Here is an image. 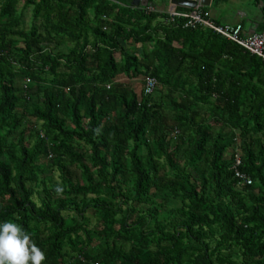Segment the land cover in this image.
I'll return each instance as SVG.
<instances>
[{
  "label": "trees",
  "instance_id": "trees-1",
  "mask_svg": "<svg viewBox=\"0 0 264 264\" xmlns=\"http://www.w3.org/2000/svg\"><path fill=\"white\" fill-rule=\"evenodd\" d=\"M131 2L0 0V223L42 264H264V61Z\"/></svg>",
  "mask_w": 264,
  "mask_h": 264
},
{
  "label": "built area",
  "instance_id": "built-area-1",
  "mask_svg": "<svg viewBox=\"0 0 264 264\" xmlns=\"http://www.w3.org/2000/svg\"><path fill=\"white\" fill-rule=\"evenodd\" d=\"M147 12H156L153 6H147L144 8ZM170 20L173 19H184L185 27H201L214 31L216 34L225 38L228 41H231L249 54L261 58L264 61V21L262 29L259 32L253 33L249 37L242 36V26L241 25H218L214 23L210 17L209 13L206 12L203 8L197 7L194 10L189 11H168L166 12ZM157 81L153 77H146L144 79L143 85V95L149 96L152 95L156 88ZM176 131L174 132V134ZM240 165V159L235 156V164L233 166L234 177L237 179L238 187L248 186L252 184L250 177L238 170ZM98 264V263H94Z\"/></svg>",
  "mask_w": 264,
  "mask_h": 264
},
{
  "label": "crops",
  "instance_id": "crops-1",
  "mask_svg": "<svg viewBox=\"0 0 264 264\" xmlns=\"http://www.w3.org/2000/svg\"><path fill=\"white\" fill-rule=\"evenodd\" d=\"M199 8L208 12L210 19L218 25H241L243 37H249L262 29L264 13L259 0H211L210 6Z\"/></svg>",
  "mask_w": 264,
  "mask_h": 264
},
{
  "label": "clouds",
  "instance_id": "clouds-1",
  "mask_svg": "<svg viewBox=\"0 0 264 264\" xmlns=\"http://www.w3.org/2000/svg\"><path fill=\"white\" fill-rule=\"evenodd\" d=\"M46 259V254L19 224L0 223V264H42Z\"/></svg>",
  "mask_w": 264,
  "mask_h": 264
},
{
  "label": "flooded vegetation",
  "instance_id": "flooded-vegetation-1",
  "mask_svg": "<svg viewBox=\"0 0 264 264\" xmlns=\"http://www.w3.org/2000/svg\"><path fill=\"white\" fill-rule=\"evenodd\" d=\"M132 6L138 8H145L147 6H153L158 12H168L170 8L174 9H183V7H178L173 4L169 0H132ZM147 6H144L145 4Z\"/></svg>",
  "mask_w": 264,
  "mask_h": 264
},
{
  "label": "water",
  "instance_id": "water-1",
  "mask_svg": "<svg viewBox=\"0 0 264 264\" xmlns=\"http://www.w3.org/2000/svg\"><path fill=\"white\" fill-rule=\"evenodd\" d=\"M171 4L178 6V7H183V9L186 10H194L197 7H208L210 6L211 0H169ZM148 4L146 3L144 6H147ZM259 5L262 8V11L264 13V0H259ZM173 8H170L169 10H173Z\"/></svg>",
  "mask_w": 264,
  "mask_h": 264
},
{
  "label": "rangeland",
  "instance_id": "rangeland-1",
  "mask_svg": "<svg viewBox=\"0 0 264 264\" xmlns=\"http://www.w3.org/2000/svg\"><path fill=\"white\" fill-rule=\"evenodd\" d=\"M21 8H22V3L21 4H19V7H18V10L20 11L21 10ZM24 27L25 28H28L29 27V25H30V21H31V12H30V9H28V10H26L25 12H24ZM135 84L136 83H138L139 82V80H134L133 81ZM139 88V87H138ZM139 90V89H138ZM28 122L31 124V123H33L34 122V120H32V119H28ZM92 211H90L89 210V213H91ZM93 217H92V224H93Z\"/></svg>",
  "mask_w": 264,
  "mask_h": 264
}]
</instances>
